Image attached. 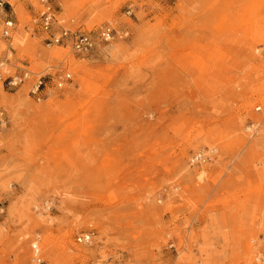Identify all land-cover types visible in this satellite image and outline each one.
I'll list each match as a JSON object with an SVG mask.
<instances>
[{
	"label": "rangeland",
	"instance_id": "374dc122",
	"mask_svg": "<svg viewBox=\"0 0 264 264\" xmlns=\"http://www.w3.org/2000/svg\"><path fill=\"white\" fill-rule=\"evenodd\" d=\"M48 1L49 32L40 0L7 5L10 38L0 15V72L32 74L14 91L0 79V257L18 264L7 251L30 229L44 242L43 220L44 264H264V44L249 36L264 0ZM77 34L100 44L79 55Z\"/></svg>",
	"mask_w": 264,
	"mask_h": 264
},
{
	"label": "bare ground",
	"instance_id": "6f19581e",
	"mask_svg": "<svg viewBox=\"0 0 264 264\" xmlns=\"http://www.w3.org/2000/svg\"><path fill=\"white\" fill-rule=\"evenodd\" d=\"M43 0H40V2H42ZM4 2H7L6 0H4ZM9 3V5L10 6H15L16 5V0H11V1H9L8 2ZM42 4V3H41ZM16 12L20 15V19L21 20H24L25 19V11L23 10V6L22 5H17L16 6ZM43 13V12H42ZM0 15H7V14H4V12L3 11H0ZM42 16V15H41ZM54 16V15H53ZM5 20H6V17H5ZM41 21H42V18H41ZM5 22V21H4ZM101 22V21H100ZM14 23V22H13ZM57 23V21H56V18H55V16H54V21H53V23L50 25V28L52 29V28H54V26H55V24ZM112 27V26H111ZM108 27L109 29H111V30H113V31H115L116 32V30L114 29V27ZM50 29V30H51ZM107 29V28H106ZM257 29L258 30H256V29H254V31L253 30H251V31H249L250 32V37H251V48L253 49V48H255V46H257V45H260V44H264V31L261 29V27H257ZM45 30V29H44ZM47 32V31H46ZM49 32V31H48ZM66 32V34H68V36H70V34H71V32H68V31H65V30H63L62 31V33L61 34H63V33H65ZM72 35H73V33H72ZM71 35V36H72ZM78 36L80 35V34H77ZM88 36H90V35H88ZM11 37V36H10ZM10 37H8V38H10ZM57 38H59V37H57ZM113 40V39H112ZM112 42V41H111ZM102 43V42H101ZM110 43V42H109ZM108 43V44H109ZM100 44V42H98L97 43V46H96V49H97V47H98V45ZM0 45L1 46H3V43H0ZM72 47H73V44H72ZM73 50H74V47H73ZM75 51V50H74ZM112 51H116V53L117 52H119L120 50H117V48H114ZM260 52V50L258 49V50H256V53H259ZM264 52V51H263ZM60 54H54L53 56L54 57H56V58H59L60 56H59ZM90 55V54H89ZM83 56V55H82ZM78 69H79V67L78 66H76V67H74L73 68V71H75L76 73H78ZM28 73L30 74L29 76H28ZM22 74H26V76H27V78L26 79H28V80H30L31 78H32V74L28 71V70H23L20 74L19 73H17V74H14V75H9V77H18V76H20V75H22ZM67 76H70V78L72 79V75L70 74V73H68V74H66L65 76H63L61 79H60V81L57 83L58 84V86L61 84V80H66L67 79ZM40 78H45V77H40ZM27 80V81H28ZM68 82V81H67ZM65 84V83H64ZM36 85V83L32 86V89L31 90H33V88H34V86ZM63 86V85H62ZM61 88V87H60ZM41 96V95H40ZM9 103H10V101H9ZM261 108V107H260ZM37 111H41V109L40 108H37ZM256 119V123H257V125H259V126H262V120L260 119V118H255ZM250 129L249 128H247V131H249ZM262 143H264V139H263V141H262ZM205 152H208L210 155L211 154H215L217 151H216V149H214V148H212V149H210L209 151H205ZM198 154H202V156H203V159L205 158V156L203 155V153H198ZM198 154H196L195 156H193V158H192V160H191V163L192 164H194V161H195V159H196V157L197 156H199ZM210 157H212V156H210ZM205 160V159H204ZM201 163L203 164V165H205V161H201ZM55 166H56V168H58L59 167V165L60 164H58V163H55L54 164ZM202 165V166H203ZM205 167V166H204ZM203 167V168H204ZM190 170H192V171H197V170H194V169H192V166L190 167ZM204 171H205V169H203ZM54 173V170H52L51 168H42L41 169V171L39 172V175L43 178V179H45L44 178V176L46 177V178H48L49 176H52V174ZM44 175V176H43ZM201 175V174H200ZM2 177H0V179H1ZM1 187L3 188V189H5V187H6V184H5V182H2V184H1ZM81 189H85L87 186L85 185V184H82L81 186ZM18 208H19V206H17ZM16 210V211H15ZM167 210H169V209H167ZM16 213L17 212V208H16V206L15 207H12L11 208V214L13 215V213ZM31 220H32V218H30ZM35 227H40V228H43V229H45V231L44 232H46V234H45V240H44V242L42 241V239H41V237L39 236V235H35L34 233H35V229H30V230H28V231H26L25 232V234L16 242V244L15 245H13V247H12V249H11V251H7V253L9 254V252L13 255V256H16L17 257V261H18V264H24L27 260H26V257H27V255L28 256H30L31 257V261H32V263L33 264H39L40 263V261L44 264L45 263V261H44V254H43V246L44 245H46L48 248H49V259L50 260H54V258H55V243H56V240H55V236H54V234L53 233H51L50 231H51V229H50V225L49 224H47V222L46 221H43V220H39V222H36V226ZM32 228V227H31ZM65 237H69V234L67 233L66 235H65ZM87 237H88V235H83V236H81V237H79V238H84V241H83V244H87V243H90L91 242V239H89L88 241L86 240L87 239ZM67 238H64V239H67ZM206 238V237H205ZM206 239H208V238H206ZM34 242V243H32V247L30 248L31 250H30V255H29V253L27 252L28 250V245H29V242ZM33 246H36L37 247V251H38V254H36V252L33 250ZM87 250H84V249H75V251H74V253H73V255H74V257H76V254L78 255H81L82 253H84V252H86ZM202 252H203V255H205V254H207L208 255V257L209 258H211L212 257V254L211 253H209V250L208 249H203L202 250ZM1 254V253H0ZM260 257H262V254L261 253H259V254H255V258H256V260H260L261 261V259H260ZM183 261L184 260H181V261H179V264H182L183 263ZM188 264H191V263H189V262H187ZM0 264H8V262H7V260H3V257H0Z\"/></svg>",
	"mask_w": 264,
	"mask_h": 264
},
{
	"label": "built area",
	"instance_id": "2783aa9c",
	"mask_svg": "<svg viewBox=\"0 0 264 264\" xmlns=\"http://www.w3.org/2000/svg\"><path fill=\"white\" fill-rule=\"evenodd\" d=\"M42 6L44 8V11L42 13V27L45 29V31H50V25L53 23L54 21V16L53 13L51 11V7L49 5V1L48 0H43L42 2ZM7 5H9L8 2H4V0H0V11L5 12ZM14 30V23L11 20V18L8 16V14L6 15V20L4 22V31H3V35L5 38H8L11 36L12 31ZM114 31L107 28L102 30V32L100 33L98 40L102 41L104 43H109L112 41V39L114 38ZM69 36L68 34L63 33L61 37L57 38L55 36L50 37L51 39L47 40L49 41L51 44H64V40L67 39ZM96 46V41L93 39L92 36H88V35H79L77 36V38L73 41V47L74 50L77 54L79 55H89L92 50L94 49V47ZM2 67L5 66L4 63L1 64ZM30 74L28 73V76ZM27 76L26 74H22L18 77H5L3 73L0 72V79L4 80V83H6L7 87L9 90L14 91L19 89L20 87H22L28 79H26ZM45 78H39L36 82V85L34 86L33 90L31 91V93L35 96L40 95V92H42V90L44 88H46L45 82H44ZM71 78L70 76H67L66 80H61V84L59 85V87H63L62 85H64V83H66L67 81H70ZM258 111H261V108L257 109ZM199 156L196 157L194 164H200L201 161H204L202 154H198ZM91 239V236L88 235L87 237V241ZM84 238H79L78 242L79 243H83ZM33 250L36 252V254H38L37 251V247L33 246ZM43 262V261H42ZM41 261L39 264H43Z\"/></svg>",
	"mask_w": 264,
	"mask_h": 264
}]
</instances>
